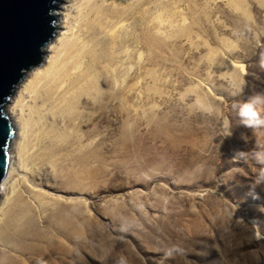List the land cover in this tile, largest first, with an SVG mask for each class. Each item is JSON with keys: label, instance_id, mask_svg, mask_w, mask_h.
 Here are the masks:
<instances>
[{"label": "rangeland", "instance_id": "374dc122", "mask_svg": "<svg viewBox=\"0 0 264 264\" xmlns=\"http://www.w3.org/2000/svg\"><path fill=\"white\" fill-rule=\"evenodd\" d=\"M98 4L123 29L80 24L84 87L61 108L26 98L22 170L0 193V264H264V185L237 157L264 152V128L233 107L264 93V0Z\"/></svg>", "mask_w": 264, "mask_h": 264}, {"label": "bare ground", "instance_id": "6f19581e", "mask_svg": "<svg viewBox=\"0 0 264 264\" xmlns=\"http://www.w3.org/2000/svg\"><path fill=\"white\" fill-rule=\"evenodd\" d=\"M98 2L99 0L56 1L58 5L54 7L53 14L57 15V20L54 23L57 27L58 36L53 40L51 39V42L48 41L50 43L44 47V52L51 54L47 56V59L45 58L48 61V66L42 69L39 66L41 63H39L29 69L27 76L23 77L17 84L15 99L7 111L13 120V124L16 125L17 123V128L15 126L16 130L10 141L11 162L6 175L0 181V192L2 190L6 192V183L10 180L12 173H15L16 170H22L21 167L20 169L17 167L19 162H22L25 142L30 135L25 108L26 98H30L28 102L38 103L40 101L45 106L59 105L61 108L63 106L60 104L66 103L71 95H75L78 89L83 88L86 84L83 77H87L86 73L88 72H86V55L83 52L86 51L88 43L83 37L84 30L80 24L83 23L87 26L89 22H96L101 30L104 29L111 37H116L119 34V28L123 29L122 17L118 13H110L108 9H105L106 7L103 8V5H100L103 3L98 4ZM94 32L96 31L94 30ZM128 49L127 46L125 51ZM63 53L68 54L67 61L61 58ZM116 57L119 61L121 54H117ZM24 78L26 80H23ZM36 112L40 118L42 114L33 109V113ZM16 140L21 141L17 146V153L12 154V152L14 153L13 146L16 149ZM15 164L17 167H14ZM3 205L0 206V213H2Z\"/></svg>", "mask_w": 264, "mask_h": 264}, {"label": "water", "instance_id": "95a60500", "mask_svg": "<svg viewBox=\"0 0 264 264\" xmlns=\"http://www.w3.org/2000/svg\"><path fill=\"white\" fill-rule=\"evenodd\" d=\"M56 1L0 0V181L10 166L16 130L7 104L27 70L42 62L44 46L55 35Z\"/></svg>", "mask_w": 264, "mask_h": 264}, {"label": "clouds", "instance_id": "9594fccd", "mask_svg": "<svg viewBox=\"0 0 264 264\" xmlns=\"http://www.w3.org/2000/svg\"><path fill=\"white\" fill-rule=\"evenodd\" d=\"M261 67L264 68V58H262ZM244 86L245 83L242 82L240 87L235 88L231 92V95H242L244 92ZM261 106H264V93L254 94L243 104L234 105L233 107L238 109L239 123L252 131H255L264 128V117H262L260 111H258V108ZM231 130V126L225 125V131H223L220 135L224 137L230 136ZM237 157L245 162L248 159H252L259 166L258 170L254 173L255 175L252 186L255 187L257 185H264V152H254L251 154L241 152L237 155ZM167 255L171 256L172 253L169 252ZM119 264H124L123 260H121Z\"/></svg>", "mask_w": 264, "mask_h": 264}]
</instances>
